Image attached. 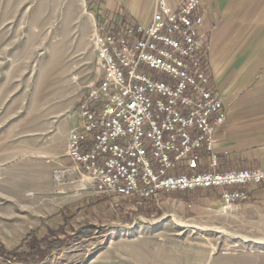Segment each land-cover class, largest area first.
<instances>
[{
  "label": "rangeland",
  "instance_id": "374dc122",
  "mask_svg": "<svg viewBox=\"0 0 264 264\" xmlns=\"http://www.w3.org/2000/svg\"><path fill=\"white\" fill-rule=\"evenodd\" d=\"M99 6L0 0V264H264V201L195 191L137 207L61 164L100 78L92 37L113 18Z\"/></svg>",
  "mask_w": 264,
  "mask_h": 264
},
{
  "label": "built area",
  "instance_id": "2783aa9c",
  "mask_svg": "<svg viewBox=\"0 0 264 264\" xmlns=\"http://www.w3.org/2000/svg\"><path fill=\"white\" fill-rule=\"evenodd\" d=\"M200 0L172 10L155 0L148 25L101 19L92 37L100 78L78 106L66 156L95 195L142 207L161 195L216 192L249 201L259 168L218 170L214 134L225 122L205 56Z\"/></svg>",
  "mask_w": 264,
  "mask_h": 264
},
{
  "label": "crops",
  "instance_id": "0c3cea01",
  "mask_svg": "<svg viewBox=\"0 0 264 264\" xmlns=\"http://www.w3.org/2000/svg\"><path fill=\"white\" fill-rule=\"evenodd\" d=\"M92 1L100 3L110 19L128 18L144 26L155 5V0ZM165 1L172 10L183 2ZM197 14L206 35L210 81L225 109V122L214 134L218 170H264V0H200ZM78 121L63 131L69 133ZM66 149L67 143L60 162L73 169ZM247 191L249 201H264V181L250 185Z\"/></svg>",
  "mask_w": 264,
  "mask_h": 264
},
{
  "label": "trees",
  "instance_id": "16d2710c",
  "mask_svg": "<svg viewBox=\"0 0 264 264\" xmlns=\"http://www.w3.org/2000/svg\"><path fill=\"white\" fill-rule=\"evenodd\" d=\"M179 193H183V192H179ZM185 193H191V192H185Z\"/></svg>",
  "mask_w": 264,
  "mask_h": 264
}]
</instances>
